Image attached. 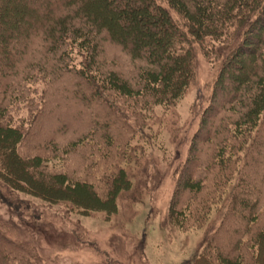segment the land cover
<instances>
[{"label": "trees", "instance_id": "obj_1", "mask_svg": "<svg viewBox=\"0 0 264 264\" xmlns=\"http://www.w3.org/2000/svg\"><path fill=\"white\" fill-rule=\"evenodd\" d=\"M162 1L0 0V184L110 220L149 164L135 132L186 92L193 44L209 58L219 55L208 40L226 43L166 221L201 228L230 186L193 264H264V0ZM9 227L0 223V264H44Z\"/></svg>", "mask_w": 264, "mask_h": 264}, {"label": "rangeland", "instance_id": "obj_2", "mask_svg": "<svg viewBox=\"0 0 264 264\" xmlns=\"http://www.w3.org/2000/svg\"><path fill=\"white\" fill-rule=\"evenodd\" d=\"M27 8V14L33 15ZM170 12L180 21L175 12ZM20 14L15 17L22 19ZM210 42L205 46L219 56L210 53L206 58L200 46L193 44L194 77L186 92L168 109L155 107L149 113L152 118L146 135L136 131L131 139L132 145H143L150 160L142 167L143 177L135 178L129 194L118 199L119 214L110 220L103 219L102 213L80 215L69 211L66 205L43 202L0 184V223L10 226L15 239L34 247L44 264H193L203 238L216 232L231 190L230 186L225 187L220 202L209 214V223L201 228L182 231L166 221L175 185L173 176L181 170L191 136L211 104L217 71L230 47L226 43ZM73 51L74 64L80 65L83 56ZM247 146L248 143L243 146L241 155ZM81 193H86L85 189L78 188L77 194ZM139 194L142 197L132 202ZM124 200L131 203L124 205ZM219 246L222 248L221 242ZM249 254L243 253L248 262Z\"/></svg>", "mask_w": 264, "mask_h": 264}]
</instances>
